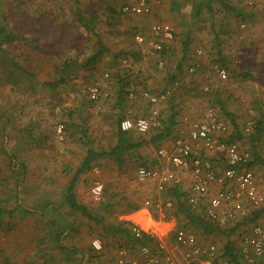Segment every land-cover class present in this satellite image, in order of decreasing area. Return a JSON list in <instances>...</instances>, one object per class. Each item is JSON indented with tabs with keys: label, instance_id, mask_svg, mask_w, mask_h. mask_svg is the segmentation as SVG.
<instances>
[{
	"label": "crops",
	"instance_id": "obj_1",
	"mask_svg": "<svg viewBox=\"0 0 264 264\" xmlns=\"http://www.w3.org/2000/svg\"><path fill=\"white\" fill-rule=\"evenodd\" d=\"M126 1L2 0L0 264H116L119 248H126L136 256L141 245L130 232L131 225H137L143 232L152 230L155 238L165 243L176 264H194L183 257L184 248L175 242L177 228L192 230L200 244L217 245L215 262L234 264L229 253H223L226 250L231 255L239 252L242 236L261 215L252 222L243 223L246 215L260 206L252 208L242 198L246 214H236V222L226 226L227 231L230 227H238L229 235L222 234L224 239L216 244L217 238L213 235L220 233L197 231L185 226L184 216L176 217L173 209L165 211L163 205L155 207L157 202L163 204L168 199L169 192L162 189L170 184L158 190L155 179L137 181L138 165L168 167L181 177L182 184L178 185L181 192L178 193L189 192L186 185L190 179L189 169L176 168L168 159L158 156L157 150L164 147L171 151L173 140L186 134L202 118L207 106L201 111L196 106L178 111L174 103L186 102L191 97L199 101L194 95V86L207 82L206 73L202 72L207 70L208 73L210 68L216 73L211 58L203 50L197 53L201 45L198 41L203 37L200 32L209 28L207 22L200 23L196 14L203 0H147L151 7V14L147 16L120 12L119 7ZM188 9L193 15L191 24L192 18L185 14ZM147 20H165L175 26L178 36L164 44L161 54L154 52L148 43L137 44L133 39L134 32L145 30L143 26ZM213 41L211 45L218 41L215 34ZM201 43L205 45L204 40ZM221 51L226 61L233 62L237 58L236 53L225 54V49L218 46L217 55ZM235 60L237 64L238 59ZM190 66L195 67L193 73L188 71ZM223 66L229 71L227 74L235 67L232 63ZM104 72L109 74L108 78L102 77ZM96 78L106 95L101 93L99 101L93 102L85 88ZM174 80L178 81L175 87ZM126 82L127 93L121 95V87ZM165 88H172L170 96L158 104L151 105L141 96L143 90L157 93ZM216 91L211 92L215 94H212L214 100L221 99L234 115L240 114L242 107L229 94ZM129 92L133 93L132 97ZM212 96L206 99L210 106L213 105ZM213 108L229 127L231 123L218 105ZM136 116L159 119L173 116L176 130L156 142L150 140L153 129L142 136L130 131L131 142L140 138L145 141L116 158L102 157L87 168L82 167L88 149L100 151L115 143L112 134L115 123L110 126L108 118L115 122L117 118ZM94 120L102 126L99 133L111 134L109 140L93 136ZM181 122L184 130L180 129ZM185 122H188L187 128ZM58 124L63 125L60 135ZM160 124L159 120V128ZM229 133L228 128L226 134L216 133V136L229 141ZM241 138L237 139L238 144L243 142ZM247 143V149H241L250 152L251 143ZM257 149L264 159L260 137ZM196 155L210 160L218 172L225 167V160L217 151L202 148ZM95 166L99 168L97 176L92 172ZM249 169L256 176L264 177L262 168ZM95 178L103 183V200L97 202L89 193ZM218 188L211 183L209 194ZM70 195L87 214L71 205L67 199ZM146 200L150 205L144 203ZM195 208L204 211V204ZM27 217L34 218V231L29 234L24 231L21 236L20 230L26 228ZM24 233L33 237L26 238ZM94 237L102 243L99 251L90 244ZM255 263L264 264V253Z\"/></svg>",
	"mask_w": 264,
	"mask_h": 264
},
{
	"label": "built area",
	"instance_id": "obj_2",
	"mask_svg": "<svg viewBox=\"0 0 264 264\" xmlns=\"http://www.w3.org/2000/svg\"><path fill=\"white\" fill-rule=\"evenodd\" d=\"M120 11L125 14L138 16H147L151 14V7L147 0H127L120 6ZM243 27V25H241ZM174 37L173 28L166 22H154L149 28L148 45L154 52H160L164 44ZM134 40L137 44L146 41L142 34H135ZM202 50L198 49L197 53ZM240 54V51H237ZM162 64L159 60L158 65ZM213 71L221 80L227 78V70L221 63L212 64ZM194 66H190L188 71L193 73ZM104 76H107L105 73ZM178 85L174 80L173 87ZM202 90L208 91V85ZM172 91V88L161 89L157 93L143 90L141 96L151 105L158 104L166 100ZM88 98L93 102H98L101 96V90L97 82L91 83L87 87ZM133 93L129 92V97ZM256 120L253 113L243 124L244 134L251 133ZM156 116L153 117H124L119 122L122 131H133L137 136L146 134L152 127L157 126ZM63 125L59 124L57 133L60 135ZM227 124L218 118L215 109L207 105L202 118L189 128L185 135L176 137L172 142V150L168 151L164 147L157 150V155L168 159V161L179 169H189L190 179L188 185L189 192L187 200L193 207L204 204V215L207 219L215 222L219 226H224L229 218L235 214L244 215L247 208L242 203L243 199L252 208H257L264 203V177H258L254 172L245 166L250 159V152L239 147L236 141H227L219 139L216 133H226ZM260 139L262 148H264V127L261 131ZM202 148L219 152L224 160L225 167L218 172L210 160L196 155V151ZM92 172L97 176L98 167H93ZM136 178L140 183L149 179L157 180V189L161 190L167 184H182L181 177L168 167L155 168L146 165H138L136 168ZM211 183H215L219 188L209 194L208 189ZM89 193L93 201L103 200V183L99 178H95L89 188ZM146 205L150 202L146 200ZM163 205L166 209L173 207V202L166 200L163 204L158 202L155 207ZM224 206H229L227 210H221ZM130 232L136 239H141L143 234H147L153 243L141 244L138 247L137 255H131L126 248L117 250L116 264H176L172 254L166 249L165 243L155 238L152 230L143 232L137 225L130 226ZM174 239L177 244L184 248L183 257L186 260L193 261L194 264H223L215 262L216 246L213 243L206 245L197 241L195 233L187 228H177L174 232ZM92 248L96 251L102 249V243L98 238L90 241ZM264 253V213L251 226L250 231L241 238L239 249V258L236 264H256L255 259L261 257Z\"/></svg>",
	"mask_w": 264,
	"mask_h": 264
},
{
	"label": "rangeland",
	"instance_id": "obj_3",
	"mask_svg": "<svg viewBox=\"0 0 264 264\" xmlns=\"http://www.w3.org/2000/svg\"><path fill=\"white\" fill-rule=\"evenodd\" d=\"M180 1L183 2L184 0H180ZM185 1L193 2L195 0H185ZM229 1L231 2L232 5L235 6V8L243 11L244 13L243 15H245L244 18L242 19V18L236 17L235 15L237 12L228 13L224 11L221 8V6L216 3H213L211 12H209L206 8H202L200 13H197L198 19L200 23L207 22L209 25V28L207 29V27H205L201 30V32L199 31L203 37L200 39V41H198V43L201 44V45H198L200 46L198 48L199 49L201 48V50H203L205 54H207L208 57L211 58L212 61H210V63L211 62L220 63L217 61L218 58L224 56L223 51H221V54H220L222 56L217 55L216 49L218 48V46L222 50L225 49L226 51L225 54H227L228 52L230 53V55L232 54L231 52L236 53L237 58L235 57V59L236 60L238 59L237 60L238 63L234 64L235 59H233V62L226 61L227 62L226 64L232 63V65H234L235 67L233 68V70L230 71V73H228L227 78L225 80H221V79L218 80V77L210 70V68L208 69V73H207V70H204L205 72H202V73H206L205 74L206 76L204 77V79L207 80V82L208 81L210 82L208 83L203 82L202 84L200 83L201 84L200 86L198 84L194 86L195 88L194 95L198 96L199 101L197 100L195 101V99L194 98L191 99L192 98L191 97L189 100L185 98L186 102L175 101L174 104H175V107L178 108V111L186 110V108L188 110H191L195 106L197 107V109H199V111H201L203 106L206 107L208 105L207 104L208 100L206 99L208 97H211L213 93L217 92L216 90L218 91L220 90L221 93L229 94V97H231V99H233L234 102L236 101L237 104L240 107H242L240 110L241 115L238 114L236 116V120L239 122V128L241 127V130H242L243 124L245 123V121L247 120V118L250 116L251 113H253L254 119L257 121L261 120L262 116L264 117V0H229ZM1 4H2V0H0V7H2ZM200 7H203V6H200ZM119 10H120V7H119ZM185 14L187 16H190L191 18L193 17L192 11H190L189 9L188 11H186ZM185 14H182L183 17L186 16ZM213 16H214V19H212ZM0 19H1V16H0ZM164 21H161V20L148 21L147 20L143 26L145 27V30L143 31L142 29L140 32H134L133 39H134L135 34H138V33L142 34L143 36H145L146 41L144 43L146 44L148 42L147 32H149L150 25L154 22H164ZM165 22L172 26L174 36L177 37L178 35H177V32L175 31L174 24H172V22L171 23L167 21ZM191 23H193V18L191 19V22H189V24ZM241 25H243V27ZM106 26L109 27V25L107 24ZM214 34L218 38V41L216 43L217 45L215 43L214 45H211L210 43V41H213ZM201 40H204L205 45L201 43ZM238 50L240 51V54H237ZM228 56L229 54L227 55V57ZM151 60L152 59L148 61H151ZM223 60L225 59L223 58ZM105 73L107 74V76H104ZM102 77L108 78L109 74L107 72H104L102 73ZM94 82L98 83L101 93L106 95V93L103 91V88L98 78L93 80L91 83H94ZM90 84H88L85 88L86 95H87V87ZM205 85H208L209 87L208 92H204L201 89ZM213 96H215V94H213ZM213 96H212V100H214ZM99 106H101V104H98V107ZM136 117H141V116H136ZM108 122L110 126H112L115 123L114 121H111L109 118H108ZM99 123L100 122L98 120L97 121L94 120L92 122V125H93L92 131L94 133L93 136L95 138H97L98 136H101V137L104 136L103 137L104 139L109 140L111 136L110 133H106L104 135L103 133L98 132L99 129L102 128V126H100ZM187 123L188 122H185V126L187 125ZM228 128L230 129L229 134H231L233 132V128L231 127V125H229ZM180 129L184 130V123L180 125ZM239 132L242 137L241 140L243 139V142H240L239 147L247 149L248 147L247 142L249 141L248 139L251 133L244 134L242 133L243 131H240V130ZM181 133H184V132H181ZM111 140H112V137H111ZM228 207H224L223 210L224 211L227 210ZM165 211H169V209ZM237 215L235 214L232 218H229L226 221L224 226L227 228V226L232 225L233 222H236L234 220L238 218ZM26 221H27L25 224L26 228L20 230L21 236L23 235L24 231L27 234H29L30 231L32 232L34 231L33 230L34 218L27 217ZM226 224L228 225L226 226ZM25 233H24V237L26 238L33 237ZM213 236L217 238L215 239L216 241H214L216 244L218 240L224 237L221 233L220 235L218 234V235H213ZM94 238H97V237H94ZM11 239L13 240L14 237L12 236Z\"/></svg>",
	"mask_w": 264,
	"mask_h": 264
},
{
	"label": "trees",
	"instance_id": "obj_4",
	"mask_svg": "<svg viewBox=\"0 0 264 264\" xmlns=\"http://www.w3.org/2000/svg\"><path fill=\"white\" fill-rule=\"evenodd\" d=\"M202 3H203L202 5L203 7H198L197 13H200L202 8H206L209 12H211L213 3H216L220 5L224 11L228 13L237 12L235 15L236 17L243 19L245 16L243 15L244 14L243 11L235 8V6L232 5L229 0H203ZM212 19H214V16L212 17ZM2 28L3 27L1 26L0 27L1 31H2ZM163 50H161L158 53L161 54ZM217 61L221 62L223 65L227 63L226 60H223V57L218 58ZM126 85H127V82L121 87L123 89L121 91V95H124V94L126 95L127 93V90L125 89ZM215 105H218V108L221 111V113L229 119L233 127V132L230 134V136H228V140L237 141V139H240L241 134L239 130L241 131V127L239 128V123L236 121L237 115L236 114L234 115L233 112L229 111L221 99L213 100V107H215ZM174 118L175 117L173 116L167 117L165 119L156 118L158 121V124H159V120L161 121L160 126L162 127L159 128L158 127L159 125H158V126H154L151 128L153 130H152L150 140L153 142H156L167 136H171L174 133V130H176L174 126L176 125ZM121 119L122 118H117V121H115V130H113L112 132L113 136L116 139L115 143L112 146H110V148L104 149V150L101 149L100 151H96L94 149H88L83 159L82 167L87 168L90 165V163L102 157L116 158L119 155L123 154L124 152H127L129 150H132L135 147H138L145 141L143 138H140V140L131 142L130 131H122L119 127V122ZM263 127H264V117L262 116L261 120H258V121L256 120L253 131L249 135V141L251 143L250 159L245 163V166L248 168H254L255 166H258L259 168H262L264 170V159L259 153V150L257 149L258 144H259V137L261 136V131L263 130ZM178 187H179L178 185L171 184V186L170 185L165 186L162 189V191L169 192L167 200H170L173 202V207L171 208L173 209L172 213L176 217H178V215L184 216V218L186 219L185 226H190L194 228L195 230L202 231L204 233H221L225 235H229L233 233L234 232L233 230L238 227V226H235L236 228L230 227V230L227 231V229H229L228 227L227 228L225 226L221 227L215 222L210 221L209 219L205 217L203 213L204 211H202L201 209L196 211V208L189 204L187 200V194L178 193V192H181ZM67 199L71 203L72 206L76 208L80 207V206H77L76 203H74L72 195L68 196ZM79 209L85 214H87L86 209L82 207H80ZM263 212H264V205L263 206L261 205L256 210H252L250 213H248L246 217L244 218L243 223L252 222L256 218H258V216L262 214ZM138 241L141 244H151L154 240L144 233L143 237L139 239ZM226 253H229L228 255L230 259L234 262V264H236L237 259L239 258V252L231 255L230 251L226 250V252H224L223 255H225Z\"/></svg>",
	"mask_w": 264,
	"mask_h": 264
}]
</instances>
